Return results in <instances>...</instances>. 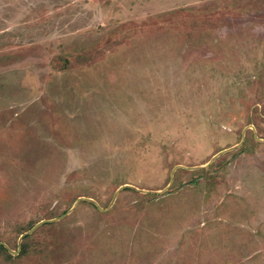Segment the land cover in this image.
<instances>
[{
  "label": "rangeland",
  "instance_id": "1",
  "mask_svg": "<svg viewBox=\"0 0 264 264\" xmlns=\"http://www.w3.org/2000/svg\"><path fill=\"white\" fill-rule=\"evenodd\" d=\"M222 2L0 0V264H264V0Z\"/></svg>",
  "mask_w": 264,
  "mask_h": 264
},
{
  "label": "trees",
  "instance_id": "2",
  "mask_svg": "<svg viewBox=\"0 0 264 264\" xmlns=\"http://www.w3.org/2000/svg\"><path fill=\"white\" fill-rule=\"evenodd\" d=\"M212 1H214L215 3H218V4H220V5H223L224 7H225V9H227V5H226V2H222V0H212ZM232 3H238V1H233ZM214 10H216V8H213V9H211L210 11H214ZM182 12H184V10L183 11H180V13H182ZM189 13V12H188ZM167 15H171V13L169 14V12L168 13H166ZM188 33H186V36H190V32L189 31H187ZM155 33H157L156 31H155ZM154 37H155V39H157L156 38V35H154ZM122 46H125V45H122ZM137 46H140V45H138V43L137 42H134V44H133V48L132 49H129L128 48V46L127 47H122L121 49V52H120V56L122 57V58H124V59H126L127 61L129 60V61H134V58H132V59H130L129 57H128V55H127V53H129V54H131V51L133 50V52H135V50H137ZM140 49V48H139ZM183 50V49H182ZM86 51H88V49H85V50H83L82 51V55L85 53V54H87L86 53ZM135 53H137V51L135 52ZM81 55V56H82ZM80 57H77V59H79ZM56 62H58V64L56 65V67L57 68H63L64 69V67L63 66H65V67H68L67 68V70H71V69H73V68H71V67H69L70 66V60H64L63 62L61 61V59H56ZM113 63L114 64H116L117 62H116V60H114L113 61ZM80 67H82V71H83V73L84 74H87V77L85 78V83L84 84H86V83H88V82H90V79H93V76H94V72H95V69H94V66L92 65V64H90V65H88V66H85V68L80 64L79 65ZM171 68V67H170ZM74 70V69H73ZM175 70V69H174ZM173 70V71H174ZM147 74H155V73H147ZM60 75V74H59ZM159 85H160V82H159ZM161 89V88H160ZM154 91H157V88H155V90ZM63 95L65 96L66 94H64L63 93ZM180 132H182V135H183V132H184V130H179ZM183 136H185V135H183ZM182 136V137H183ZM121 150V152H119ZM117 153H116V155L114 156V154H115V151H114V144H108L106 147H104V148H102L101 149V152L103 153V155H104V157H108L109 159H111V158H113L114 160L116 159V161L118 162V163H128V164H132V161L130 160V159H132L131 158V156L129 155V153L127 154V152L128 151H126V149L124 150H122V149H120ZM112 159V160H113ZM107 160V159H106ZM114 165H116V163L114 164ZM111 169V168H110ZM115 171H121V168L119 167V168H117L116 166H115ZM0 249H2V250H5V248H4V246L3 245H1L0 246ZM21 254H23V255H25L26 253H25V251H22L21 252Z\"/></svg>",
  "mask_w": 264,
  "mask_h": 264
},
{
  "label": "water",
  "instance_id": "3",
  "mask_svg": "<svg viewBox=\"0 0 264 264\" xmlns=\"http://www.w3.org/2000/svg\"><path fill=\"white\" fill-rule=\"evenodd\" d=\"M217 157V155L216 156H214L208 163H211L215 158ZM203 168V167H202ZM124 187H121V188H119L118 190L119 191H121L122 189H123ZM57 220V219H56ZM50 222H53V220H45V221H41L40 223H38L35 227H33L31 230H29L28 231V234H30V233H33L39 226H41V225H43V224H46V223H50ZM1 245H3L4 246V244L3 243H0V246Z\"/></svg>",
  "mask_w": 264,
  "mask_h": 264
}]
</instances>
